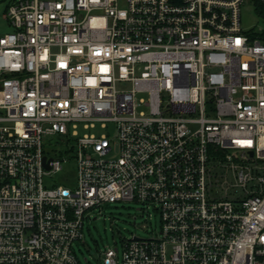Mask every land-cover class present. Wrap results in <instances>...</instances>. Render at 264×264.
<instances>
[{
	"label": "built area",
	"instance_id": "built-area-1",
	"mask_svg": "<svg viewBox=\"0 0 264 264\" xmlns=\"http://www.w3.org/2000/svg\"><path fill=\"white\" fill-rule=\"evenodd\" d=\"M247 1L264 6L8 0L0 264H82L85 221L120 201L153 206L161 231L102 264H264V31L242 28ZM71 165L74 184L45 186Z\"/></svg>",
	"mask_w": 264,
	"mask_h": 264
},
{
	"label": "rangeland",
	"instance_id": "rangeland-1",
	"mask_svg": "<svg viewBox=\"0 0 264 264\" xmlns=\"http://www.w3.org/2000/svg\"><path fill=\"white\" fill-rule=\"evenodd\" d=\"M8 0H0V37L13 32L10 21L5 18ZM124 7L123 3L119 4ZM241 26L245 31H264V14L247 1L241 7ZM56 138H48L44 146H54ZM50 141L52 144H49ZM54 156V153H50ZM76 170L74 166H66L63 171L51 176H45V186L50 187L65 181L74 184ZM92 219L84 223L81 240L73 245V250L82 264H102V253L108 248H118L120 255L123 251V241L138 237L151 239L158 237L162 222L153 206L147 208L140 202L120 201L105 203L92 214Z\"/></svg>",
	"mask_w": 264,
	"mask_h": 264
},
{
	"label": "trees",
	"instance_id": "trees-1",
	"mask_svg": "<svg viewBox=\"0 0 264 264\" xmlns=\"http://www.w3.org/2000/svg\"><path fill=\"white\" fill-rule=\"evenodd\" d=\"M256 11H258L259 13L264 14V6L261 4L257 5ZM261 36H264V33L261 34Z\"/></svg>",
	"mask_w": 264,
	"mask_h": 264
}]
</instances>
